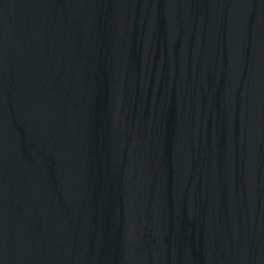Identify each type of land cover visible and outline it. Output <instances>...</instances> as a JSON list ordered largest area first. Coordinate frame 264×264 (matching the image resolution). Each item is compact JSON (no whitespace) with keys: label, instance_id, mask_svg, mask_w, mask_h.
I'll return each mask as SVG.
<instances>
[{"label":"water","instance_id":"water-1","mask_svg":"<svg viewBox=\"0 0 264 264\" xmlns=\"http://www.w3.org/2000/svg\"><path fill=\"white\" fill-rule=\"evenodd\" d=\"M0 264H264V0H0Z\"/></svg>","mask_w":264,"mask_h":264}]
</instances>
